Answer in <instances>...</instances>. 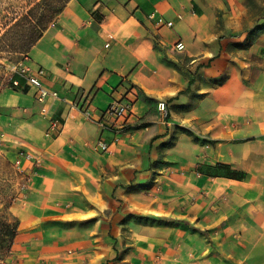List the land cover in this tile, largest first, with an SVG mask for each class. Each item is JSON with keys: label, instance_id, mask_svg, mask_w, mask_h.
<instances>
[{"label": "crops", "instance_id": "1", "mask_svg": "<svg viewBox=\"0 0 264 264\" xmlns=\"http://www.w3.org/2000/svg\"><path fill=\"white\" fill-rule=\"evenodd\" d=\"M248 1L68 3L23 61L60 98L0 96L40 162L0 264H264V0L256 21ZM114 101L134 117L103 130Z\"/></svg>", "mask_w": 264, "mask_h": 264}, {"label": "rangeland", "instance_id": "2", "mask_svg": "<svg viewBox=\"0 0 264 264\" xmlns=\"http://www.w3.org/2000/svg\"><path fill=\"white\" fill-rule=\"evenodd\" d=\"M248 2L253 9V21H256L262 7L257 2L251 0ZM57 7L58 0H0V96L11 91L8 79L10 67L25 59L26 55L21 51L23 36L39 32L40 27L45 25L44 16H51ZM54 20L45 25L46 30ZM190 133L192 134L191 131ZM20 146L21 140L15 134V128L10 126V121L0 116V216L9 224L15 223L17 216L12 208L16 207L20 195L24 194L21 190L23 180L15 173L13 167ZM11 202L13 205L9 208ZM7 234H9L7 229L0 223V236L3 238ZM9 256L10 253H7L6 248L3 249L0 243V262Z\"/></svg>", "mask_w": 264, "mask_h": 264}, {"label": "built area", "instance_id": "3", "mask_svg": "<svg viewBox=\"0 0 264 264\" xmlns=\"http://www.w3.org/2000/svg\"><path fill=\"white\" fill-rule=\"evenodd\" d=\"M54 26V24H52ZM157 26L159 28H173L174 22L160 18L157 20ZM109 47V45H106ZM174 49L178 52H183L186 50V46L182 41H178L174 45ZM9 83L13 89H21V82L24 81L29 88H33L37 91V100L40 103H45L50 98H60L58 92L50 90L43 82L44 76L46 75V70L40 68L38 70H33L30 66L21 62L19 64H14L9 69ZM158 111L161 117L166 120L169 115V109L165 102H159ZM84 113L92 118L94 112L89 110V108L84 109ZM134 117V109L131 101H114L110 104L108 109L104 112L103 118L99 120L100 127L105 130L107 129V124L103 119L112 120L115 123H121V125H127L131 119ZM59 125L58 121L52 122L51 129L55 130ZM97 146L102 151L108 150V144L104 141H100ZM39 160L30 152L26 150L18 151L15 160L13 161V167L16 173L21 177L23 183L21 184V190L26 191L31 180L30 174L26 172V165L29 164L31 167L36 168L39 166ZM25 167V168H24Z\"/></svg>", "mask_w": 264, "mask_h": 264}, {"label": "trees", "instance_id": "4", "mask_svg": "<svg viewBox=\"0 0 264 264\" xmlns=\"http://www.w3.org/2000/svg\"><path fill=\"white\" fill-rule=\"evenodd\" d=\"M71 0H58V7L56 10L53 11V13L50 15L44 16V24L47 25V23L51 20H54L57 18L59 14L63 12V10L66 8L68 3ZM43 25L40 27L39 32H32V34H26L23 36L22 42V50L23 54L27 55L32 48L36 45V43L40 40V38L43 36L44 32L46 31V27ZM206 174L211 176H226L229 178H235V179H241L238 178L239 176L232 171H228V169L222 165H218L216 167H206ZM16 173V172H15ZM17 174V173H16ZM18 175V174H17ZM12 202L9 204V208L12 206ZM0 223L4 225V227L7 229L8 233L6 237L0 236V243L2 245V248H6L7 253H11L19 227H20V221L18 218H16L14 224H9L8 222H4L2 219V216H0Z\"/></svg>", "mask_w": 264, "mask_h": 264}]
</instances>
